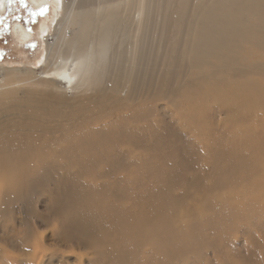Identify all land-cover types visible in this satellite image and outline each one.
I'll return each instance as SVG.
<instances>
[{"label":"rangeland","instance_id":"rangeland-1","mask_svg":"<svg viewBox=\"0 0 264 264\" xmlns=\"http://www.w3.org/2000/svg\"><path fill=\"white\" fill-rule=\"evenodd\" d=\"M33 1L7 0L0 13L1 72L39 73L45 44L55 43L64 17L79 0H35L37 7ZM16 25L27 37L13 33ZM254 51L264 59L263 49ZM260 59L246 55L242 62L207 60L214 63L204 72L215 70L219 78L226 76L233 84L251 78L263 83L260 66L246 75L234 70ZM154 68L155 56L149 55L138 75L145 69L151 75ZM199 69L179 77L185 79L184 92L204 77ZM56 81L62 84L56 91L66 93L67 99L78 93L71 90L75 83ZM151 98L136 105L122 97L113 117L90 123L97 129L111 118L115 125L123 124L119 129L112 125L117 130L109 137L111 152L119 157L116 166L73 165L64 152L50 159L53 170L50 164L43 171L42 164L28 161L29 168L34 167L31 173L39 175L29 178L33 183L19 185L17 194L6 197L0 207V264H100L104 257H116L114 264H264V113L255 116L247 112L250 106L244 107L245 112L243 106L215 103L206 108L201 103L194 109L179 98ZM189 98L195 101L192 95ZM239 102L247 101L244 97ZM54 137L63 143L61 135ZM142 163L147 168L136 169ZM145 204L158 213L146 238L133 241L131 222L120 217L131 207ZM86 220L95 226L101 222L104 230L91 236L69 227L79 222L85 225ZM34 245L41 247L38 253Z\"/></svg>","mask_w":264,"mask_h":264},{"label":"bare ground","instance_id":"bare-ground-1","mask_svg":"<svg viewBox=\"0 0 264 264\" xmlns=\"http://www.w3.org/2000/svg\"><path fill=\"white\" fill-rule=\"evenodd\" d=\"M6 3L7 0H0V13ZM32 3L39 6L35 0ZM74 4L75 1L64 17L65 24L55 35V43L45 44L39 73L0 71V207L6 197L17 194V187L32 182L29 178L34 175L31 173L34 167L30 169L28 163L32 159L42 164L43 171L50 166L52 169L50 159L63 152L73 165L116 166L119 157L111 152L109 137L114 136L111 132L115 126L119 129L123 124L115 125L111 118L107 124L103 123L105 127L100 124L97 129L90 123L113 117L111 114L119 110L122 97L136 105L155 97L180 99V103H188L194 109L201 103L205 104L203 108L209 103L230 108L250 106L247 112L263 115L264 82L257 84L249 75V81L242 79L244 82L233 84L227 82L226 76L219 78L215 70V74L204 71L214 63L207 60L242 62L246 55L260 59L254 49L264 50V0H196L194 4L190 0H79ZM13 31L20 38L27 37L20 25L14 26ZM149 55L155 56L154 72L149 75L145 69L138 75ZM260 60L234 70L246 75L256 66L264 69V59ZM197 69L204 77L192 82L195 87L190 86L184 92L185 79L179 77ZM56 78L75 83L70 88L78 93L67 99L66 93L56 91L62 85ZM175 95H180L179 99ZM191 95L197 105L189 98ZM244 97L247 102L241 104L239 100ZM56 134L61 135L62 144L54 137ZM230 154L233 159L237 156L232 151ZM250 162L248 159L251 170ZM139 168L147 167L142 163L136 169ZM155 212L145 204L121 214L120 219L131 222L133 241L146 238L152 230ZM69 227L91 236L104 230L101 222L95 226L90 220L85 225L79 222ZM40 249L33 246L34 253ZM112 258L104 257L102 261L114 264Z\"/></svg>","mask_w":264,"mask_h":264},{"label":"snow or ice","instance_id":"snow-or-ice-1","mask_svg":"<svg viewBox=\"0 0 264 264\" xmlns=\"http://www.w3.org/2000/svg\"><path fill=\"white\" fill-rule=\"evenodd\" d=\"M22 2H23V0H22ZM9 3H11V0H9ZM41 11H46V9H42Z\"/></svg>","mask_w":264,"mask_h":264},{"label":"trees","instance_id":"trees-1","mask_svg":"<svg viewBox=\"0 0 264 264\" xmlns=\"http://www.w3.org/2000/svg\"><path fill=\"white\" fill-rule=\"evenodd\" d=\"M19 1V0H18Z\"/></svg>","mask_w":264,"mask_h":264}]
</instances>
